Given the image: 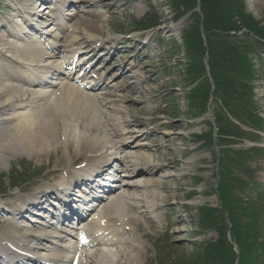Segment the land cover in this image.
I'll list each match as a JSON object with an SVG mask.
<instances>
[{
  "label": "rangeland",
  "instance_id": "1",
  "mask_svg": "<svg viewBox=\"0 0 264 264\" xmlns=\"http://www.w3.org/2000/svg\"><path fill=\"white\" fill-rule=\"evenodd\" d=\"M15 1H18V3L23 6L27 4V0H0V23L5 18L13 15L11 7L13 5L15 6ZM90 1L91 0H89V2ZM92 1L95 2V5H89L86 9H91L93 11L99 10V0ZM110 1L113 2L115 0ZM187 1L189 3L183 4L184 1L178 0L180 4L178 13H181L182 10L186 12L183 17L179 18L176 22L173 20L176 16L175 13H177L174 7L175 0H117V4L120 6L118 8H113L115 12L114 15H111L109 11L104 9L101 13H99V11H97V13L95 12L97 16L101 14V19L104 21L100 22L99 16L96 19L93 15L88 17L90 20L95 19L93 23H96L97 26L103 30V38L116 39L121 35L124 36L127 34L134 35L132 37H135V34H141V32H137V30L142 29L141 27H146L144 24L148 23L149 25V22L156 21L154 25H158L157 28L147 31L150 32L151 40L146 44V41L139 40L135 47L136 50H132L131 54L127 52L128 57H131V55L135 57H131V62H134L137 66L140 64V70L145 72L141 86L150 93L147 96L149 100H141L140 95L128 93L127 85H130L131 80H133L130 74L124 77L120 75L118 79L112 83V85H115L114 93L118 95L116 97L119 100L118 105L123 111L118 113L117 116L120 121L131 120L127 125L132 124L129 128L135 130V132L131 133L130 137L133 140L136 138L135 142L144 141L149 145H164L163 150L159 151V153L163 155V153L166 152L169 161L171 160L169 158L177 160L176 167L174 168L170 165L168 168L166 167V170L165 168H161L158 171L157 167H151L154 171H158V175L161 173L163 175L169 170L172 176L163 179L167 180L168 188L166 191L162 192L161 196L155 198L157 201L164 203V205L159 207L156 211L157 216L160 218V224L157 225L154 223L149 227L150 229H156L160 232L166 231L167 235L165 234V236L160 238L157 236L155 237L153 233L151 236L152 239L144 240L140 237V240L138 234H136L137 238L135 244L142 243L143 245L141 251L144 252V254L140 259H146L145 261L148 262L153 259L148 264H160L161 260H163L161 263L168 264L169 260L171 261L172 257L179 256L180 252L184 250L190 252V248H192L193 244L194 248L192 250H194V254H197L202 247L208 244L207 240H212L217 237L213 229L208 230L207 233L203 235L197 228L199 221L197 209L199 205L203 204L212 205V207L218 205L219 200L215 191V182L217 180L216 157L220 153V149L225 148L229 151L233 149H248L253 143V141L249 142L248 139L255 140V143L264 146V136L260 130L258 131L256 128H252V124L241 119L242 117H236V115H232L230 112L228 113L222 109V106H225L224 103L226 102L229 103V106H231L233 110L239 111L238 114L249 112L250 108H253V110H255L254 115L264 118V6L254 4L253 0H230L229 9L237 12V18H241L245 23H236V27H240L241 31L237 35L228 31L226 34H229V32L230 34L232 33V38H229V36L224 35L225 33H223V29L220 28V25L214 23V20H217L219 15L223 16L224 13L223 15L214 14L216 10H219L214 9L215 7L206 1L205 9L209 15L203 16L204 25L207 30L209 28H214L215 31H212L209 35L205 34L206 37L204 39L201 37V34H198L201 44L196 43L198 47H196L197 53H195V56L191 55L190 57L189 52H186L187 47L183 45L182 39L188 36H185L186 32L195 33L193 28H196L197 32V24L201 17L192 13L194 12L193 4L191 0ZM221 5H226V3ZM68 11L74 12L72 11L71 4L66 6L64 12ZM102 13L105 14L102 15ZM83 17L86 18V16ZM75 20L76 18L68 20V25L74 23L78 28H81L79 24H75ZM172 20L173 22H170ZM159 27H163L164 31L161 32ZM133 31L136 32L131 33ZM54 34H58V32L54 31L53 35ZM196 40L197 39H194L193 45ZM234 40L236 42H231ZM231 45L235 46L231 47ZM210 46L213 50L210 64L212 63V67L217 72L216 77L212 80L206 79L202 73V61L204 62V60H206L204 52ZM139 47H143V49ZM236 52H238L239 55H236ZM124 56H126V54ZM107 57L109 56L106 55L103 59H106V62L108 61V65L102 68L101 72H105L111 64L118 65L119 60H121L117 58L114 60V63H112L113 59H108ZM240 57H242V60ZM183 60L189 62L190 65L187 68H183ZM184 69L185 73H183ZM153 76L156 78L154 79ZM197 83L203 85H200V87L198 86L197 89H195V87L193 88L195 90L192 89L189 92L188 90L190 87ZM238 84L239 87L241 85L246 88L249 94L233 96H225L223 94L222 90L228 91L233 87L237 90L238 87L236 85ZM214 88L217 90L216 94L214 93L216 98H213V95L209 93V96L202 101V97H204L205 94L208 95V91ZM146 101L148 102L147 104L145 103ZM38 103L45 104L47 102L45 100H40ZM146 106L152 108V114L150 116L143 114V109ZM48 107L49 106L46 104V109H48L49 112ZM100 108L106 115L116 114L113 113V110L108 108L107 104ZM129 108L139 110L135 113L137 117L130 119V117L127 116ZM228 109L229 108L226 106L227 111H229ZM73 112L74 111H72V113ZM46 114L50 115V113ZM74 115H76V117H73ZM217 116L220 122L216 120ZM70 117L71 119L78 120V124L72 126L68 132L77 131L81 133L83 130L87 129L88 123L86 121L80 122L77 114H71ZM149 118L160 123L161 128L157 132H153L155 129L152 127L155 124L151 122L148 123ZM100 119V121L96 120L92 124V128L102 133V135L99 136L100 138L108 136L114 141L113 135L111 131H109L110 126L104 122L105 117L100 116ZM65 124L67 126H69V124L74 125L73 121L67 119H64V125ZM127 125L125 124V126ZM216 126H227L230 129L239 130L241 136L239 135L229 140L224 139L225 142H228V144H225L226 146L218 145L217 140L219 139L217 138H220L222 135L219 136ZM259 129L264 132V123H262ZM160 131H162V133H160ZM163 131L171 133V137H174L173 146L174 148L176 147L174 152L170 150V146L172 145H169V142L163 138ZM201 134L203 136L198 137V135ZM222 137L226 138L227 136L223 135ZM242 137H244V139L239 141ZM70 138L67 139L63 137L58 142H67ZM101 142L100 139H97V143ZM60 144L61 143L58 145ZM133 145H136V143H133ZM132 149L136 150L135 148ZM65 150L64 148H58L57 152H54L49 160H47V158H43L42 160L37 158L31 160L24 156L6 159L7 167L5 169H0V193L5 191L8 192V194L17 192L20 195L22 193L21 190L28 191L31 189L32 186H29L31 180L32 182L37 180V184L47 183L46 180L51 178L57 179L60 172L70 167V165L76 166L86 161L83 157L74 158L73 155H71L70 158L65 157ZM168 152H171V154L168 155ZM262 160L263 158L260 156L251 155L247 156L244 161H246L251 168H259L260 165H264ZM260 161H262V163H260ZM239 163L241 164L243 161L240 159ZM186 164L188 165L186 166ZM201 166H203L202 171L200 168ZM232 166L235 170L234 174L238 176L242 182L246 181L247 176L238 170L237 162H233ZM197 168L198 171L193 172ZM39 170L40 172L36 176H33V172L37 173ZM259 173L262 175L264 174V172ZM25 174L29 175L28 178L31 177L30 180L23 185L22 180L26 179ZM42 175L43 177H41ZM194 175L196 177H193ZM150 179L158 180L157 174H153ZM14 180L18 184L21 183L18 188H13ZM257 186L256 188L261 190L262 187L259 186V188ZM191 188L193 192H196V194L192 193L193 204L196 208L194 206L192 208L184 206V198L187 199L186 194L191 193ZM203 191H208V194L203 196ZM235 191L236 193L243 194V192H239V187L236 188ZM260 196L261 195H253L254 198L251 201H264V196L261 198ZM11 198L13 197H7V199ZM2 200H5V198ZM256 204L259 205H253L251 207L255 212L256 219H263L261 214V210L263 209L261 205H264V202ZM124 209L126 211L129 209V213L131 212V209L126 205ZM236 210H238V208L234 206V211ZM247 210L249 209L244 208L242 212H246ZM143 221L145 225L149 223L145 218ZM109 223L111 224L112 222ZM257 224L256 222L253 227L257 226ZM174 225L176 226L173 229H180V232H177L174 241L170 242L168 231L171 230L173 232L172 227ZM236 225L240 228L239 224ZM258 228L261 229V233L264 231V228L259 226ZM143 229L145 232L147 231L145 228ZM140 230H142V228H140ZM129 234L132 236L131 233ZM129 234L127 235L129 236ZM229 238L231 239L230 243H228V240L223 239L224 247H226V249L229 248L230 257L235 262L238 260V242H235V239L233 240L232 234H229ZM152 240H154L155 243H153ZM156 245L160 246L163 258H160V254L157 252L156 248H154ZM127 251L128 250L125 249L123 253ZM154 252H156V256ZM209 256V251L204 250L203 261L206 264H211ZM124 257L125 255H118L115 259L116 263L130 264L129 261H125ZM165 259L169 260L165 261Z\"/></svg>",
  "mask_w": 264,
  "mask_h": 264
},
{
  "label": "bare ground",
  "instance_id": "2",
  "mask_svg": "<svg viewBox=\"0 0 264 264\" xmlns=\"http://www.w3.org/2000/svg\"><path fill=\"white\" fill-rule=\"evenodd\" d=\"M37 1L40 0H32L33 6L37 4ZM62 1L63 3L66 2V0H61V2ZM67 1H69V3L71 2V0ZM56 2H58V0H56ZM86 2H88V0H76V3L73 5L76 8L75 13H73V16L76 17L75 24L81 25V29H77L76 25H73V27H63L59 25L58 21L55 22L57 25L55 29L58 28L61 30L63 43L55 42L58 36L57 34H52L54 32L53 28L49 29V26L51 27L52 24L51 20L56 19V14L54 13V15H50V18L47 17V12L40 15L39 26L48 29L46 32L49 33V36L55 39V41H47L48 49H45V47L41 45L38 46L39 43L34 44L39 40L31 43L26 35H24L25 38L20 35L18 38L17 33L15 34L10 30L12 26L18 27L15 17L9 16L6 18L9 25L8 29L4 28L5 26L0 25V169H5L7 167L6 159L8 158L12 159L24 156L31 160H35L36 158L41 160L43 158L49 159L54 152H57L58 148H64L65 150L66 147L65 157L70 158L71 155H73L74 158L83 157L87 158L86 160H88L89 157L100 156V152L105 153L104 149H109L106 145H111V149H115L117 152L123 148H127L128 151L135 148L136 153L132 154L127 152L126 155L121 158V162L129 164L131 167V170L127 171L128 173L133 172L136 168L140 169L142 171L141 176H144L143 174H146L147 176V178H144L146 182L124 181V183L127 184L123 186L124 189L121 190V193L116 194L114 197L103 203L101 202L108 199V196L102 194L99 195L100 202L97 204L94 214L91 213L92 215L88 221L89 224L81 226L82 229L88 232L91 237V244L94 245L89 250L79 249L77 264H98V262L115 264L112 256L116 252L112 247L119 241H122V244H130L134 238V236H131L128 237L127 240H123L122 235H120L122 233L121 228L129 233L132 230L140 231V216L148 218L152 222H159L156 220L158 217L154 215L159 207V205L155 203L156 201L154 198L161 196L162 192L167 190V180L163 179L172 176V174L167 171L164 175H159L158 180H152L150 177H152L153 174L158 175V171L161 168L166 169V167L170 165L175 167L177 161L173 158H169L171 159L169 161L166 152H164L163 155L159 153V151L163 150L162 145L161 147L160 145H149L144 142H137L136 145H133L131 141L123 143V141L125 142L134 131L129 128L130 125H127L131 120H124L127 126L123 125L124 121H119L117 115L123 111L118 105L119 100L115 97L117 95H115L110 89L111 86L108 85L109 82L107 80L105 81V75L98 74L96 75V79L93 78L84 83H80L76 78H72L61 72V65L67 66L65 64L68 63L69 58L73 60L72 57L77 53L88 52L86 55L84 54L85 57H96L98 54L96 52L97 44H99V47H103V52L107 55L110 53L111 57L117 56V53L120 51H129V47L125 46L129 42L128 38L117 39L115 45L112 44L109 38L102 39L103 30L93 22L98 16L100 17V22L104 20L101 19V14L98 16L96 15L95 12L97 11L84 9L83 7ZM99 2L100 7L109 11L111 15H114L115 13L113 8H118L120 6L117 4V0L113 2L110 0H99ZM253 2L258 6H264V0H253ZM50 6L52 8L51 12L58 9L54 7L52 3H50ZM41 10L42 9H40L39 12H42ZM19 11V8L12 7V14ZM104 14L105 13H102V15ZM92 15L95 16V19L90 20L88 17ZM83 16H86V18ZM68 30L70 33H65ZM18 32L21 33L19 30ZM38 34L43 35L40 31ZM75 34H78L79 36H75ZM61 38H59V40ZM20 39L23 40L20 41ZM23 43H25V45H22ZM74 45H77V47L72 48ZM121 46H124L125 49L120 50ZM61 55L62 59L58 64L52 61L53 58H59ZM99 59H101L100 55L97 56V60ZM130 60L131 57L125 58L118 64V69L120 70L119 74L124 75L130 71L133 78L131 85L127 86V91L130 94L140 95L141 100H149L147 96L150 93L141 86L145 72L140 69H133L132 67L128 68L126 71L124 70V67ZM45 61L46 63L44 64ZM45 67H48L49 72L55 73L58 71V73L57 78L54 79V81L44 85L46 87H43L42 84L33 79V75L35 72L40 71ZM111 72H113L114 76L117 75L118 71L116 65H113L107 74ZM91 77L92 76H89V78ZM153 78L155 79L156 77L153 76ZM96 88L102 91L101 98L97 95L93 96L90 94L89 90ZM40 99L45 100L47 103H37ZM46 104L49 106V112L48 109H46ZM105 104H108V108L113 110V113L116 114L110 116H106V114L104 115L100 107ZM72 111L74 112L72 113ZM138 111L139 110L137 109L129 108L127 116L130 117V119H133L136 117L135 113ZM46 113H50V115H47ZM71 114H77L80 122L86 121L88 123L87 129L83 130L81 133L77 131L68 132L72 126L78 124V120L71 119ZM143 114H152L151 107H144ZM100 116L105 117L104 122L110 126L109 131H111L114 141L108 136L100 138L99 136L102 135V133L92 128V124L96 120H101ZM73 117H76V115ZM64 119L73 121L74 125H64ZM151 123H155V130L153 132H157L161 128L160 123L152 120ZM120 130H122L121 134L118 133ZM164 134L165 136H163V138L169 142V145H172L170 146V150L174 152L176 150V147L174 148L173 146L174 137H171V134L166 131H164ZM120 135H123V137H120ZM63 137L67 139L71 138L67 142H58ZM97 139H100L102 142L97 143ZM59 143L61 144L58 145ZM111 153L112 152H109V155H112ZM170 154L171 152H168V155ZM127 157L130 158V160L125 161ZM100 161L101 160L97 158V161L92 166L85 163L84 169L68 174L66 180L62 179L55 186L48 185L44 189H39L37 192L30 194L26 200H35L36 194L39 195L41 193V197H45V195L49 193L47 190L51 188L52 190L61 188L64 183H67L74 177L76 179L74 181L79 180L76 183L83 182L84 177H80L85 170H94V168H100V166L106 170V167H108L107 159H103L101 163ZM97 164L99 165L96 166ZM187 165L188 164H186V166ZM152 166L157 167L158 171H154L151 168ZM131 174L127 175V177L131 176ZM86 186H88V184ZM62 191L64 193L61 197L69 195L67 187L63 186ZM121 203H125L131 210L135 209V214L127 215V211L126 213H118V218L114 221L112 218L116 217L111 216L109 208ZM28 205H30V203ZM21 206L23 207L22 204L18 207ZM12 222L11 219H7L9 228L17 230V237L22 238V240L18 239L17 241L31 244L35 249L32 250L29 245L25 248L21 244L17 245V248L26 250L28 253L37 256L35 252L40 253L39 250L43 247L42 242L44 243L46 238L52 233L47 230V227L44 228L40 226V224H43L42 222L38 224L33 221V224H27L25 226H20L19 228L14 226ZM109 222L114 224H110ZM51 224H53V222ZM91 225H93L92 229L89 227ZM85 227L87 228L85 229ZM0 230V242L1 240H4L11 243V239L10 237L8 238L6 231L3 229ZM140 237L150 239L145 233H141ZM40 242L41 244H39ZM46 245L47 244L45 243V246ZM92 249H95L96 256H93ZM134 251L136 253L135 257H137V261L135 262L141 263L142 261L139 258H141L144 252L141 253L140 246L134 247ZM0 252H6L5 249H2L1 244ZM70 252L71 251H68V253ZM75 253L76 251H73L72 256L75 255ZM20 260V258H17V261Z\"/></svg>",
  "mask_w": 264,
  "mask_h": 264
},
{
  "label": "trees",
  "instance_id": "3",
  "mask_svg": "<svg viewBox=\"0 0 264 264\" xmlns=\"http://www.w3.org/2000/svg\"><path fill=\"white\" fill-rule=\"evenodd\" d=\"M183 2V4H187L189 3L187 0H181ZM202 2V6H203V13H204V16H208L209 13L206 12V9H205V4H206V1L209 2L212 6H214L215 8L214 9H218L219 11L216 10V12L214 14H222L224 13L223 16H218L217 20H214V23L217 24V25H220V28L223 29V33H226L228 31H233V30H236L238 29V27H236V23H241V24H244L245 22L240 18L238 19L237 17V12L235 11H232L230 10V0H200ZM191 2H193V0H191ZM226 5H221V4H225ZM221 5V6H220ZM211 29V28H209ZM193 30H195V34L196 36H198V33L196 32V28H193ZM207 30V29H206ZM194 37V35H193ZM233 45H231L232 47ZM236 55H239L238 52H236ZM245 57V56H244ZM241 60H242V57H240ZM243 61H244V58H243ZM238 87V89L236 90V88H232V89H229L228 91L227 90H222L224 91V93H227V92H232L234 94H237V95H242V93L246 92L247 90L240 85L239 87V84L236 85ZM246 94V93H245Z\"/></svg>",
  "mask_w": 264,
  "mask_h": 264
}]
</instances>
